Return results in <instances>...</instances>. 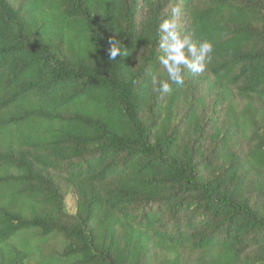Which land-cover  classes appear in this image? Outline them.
<instances>
[{"label":"trees","instance_id":"obj_1","mask_svg":"<svg viewBox=\"0 0 264 264\" xmlns=\"http://www.w3.org/2000/svg\"><path fill=\"white\" fill-rule=\"evenodd\" d=\"M0 264H264V0H0Z\"/></svg>","mask_w":264,"mask_h":264},{"label":"clouds","instance_id":"obj_2","mask_svg":"<svg viewBox=\"0 0 264 264\" xmlns=\"http://www.w3.org/2000/svg\"><path fill=\"white\" fill-rule=\"evenodd\" d=\"M172 12L175 16L179 9L173 8ZM159 33L164 34L160 38L159 45L164 55L160 56L159 63L166 69L168 80L176 85H183L182 67H186L193 74L202 73L205 70L213 50L211 42L203 40L197 43L188 35L182 36L175 19H164L159 25ZM118 55H121L119 47L115 42H110L108 59L115 60ZM154 82L157 84V91L169 92L168 81L154 79Z\"/></svg>","mask_w":264,"mask_h":264},{"label":"rangeland","instance_id":"obj_3","mask_svg":"<svg viewBox=\"0 0 264 264\" xmlns=\"http://www.w3.org/2000/svg\"><path fill=\"white\" fill-rule=\"evenodd\" d=\"M65 202H66L67 209L69 210V212L75 213V211H76V197L72 191L68 192Z\"/></svg>","mask_w":264,"mask_h":264}]
</instances>
